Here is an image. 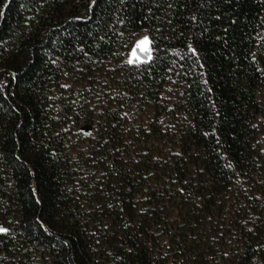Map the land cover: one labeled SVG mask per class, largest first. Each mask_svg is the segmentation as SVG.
<instances>
[{
  "label": "trees",
  "instance_id": "16d2710c",
  "mask_svg": "<svg viewBox=\"0 0 264 264\" xmlns=\"http://www.w3.org/2000/svg\"><path fill=\"white\" fill-rule=\"evenodd\" d=\"M2 224L0 264H264V0H0Z\"/></svg>",
  "mask_w": 264,
  "mask_h": 264
},
{
  "label": "rangeland",
  "instance_id": "374dc122",
  "mask_svg": "<svg viewBox=\"0 0 264 264\" xmlns=\"http://www.w3.org/2000/svg\"><path fill=\"white\" fill-rule=\"evenodd\" d=\"M144 36H148L151 39V35L149 33H145V34L141 35L137 39L136 43L133 45L132 49L130 50V53H129L128 58H127V62L130 59H133V60H136V62L135 63H132V64H141L139 62V59H143L144 58V53H142L140 51V49L137 48V43ZM134 51L136 53V56L135 57L133 56V52ZM137 58H139V59H137ZM114 88H116V87H114ZM115 94H116V91L114 90L113 91V96H115ZM113 96H112V99L114 98ZM106 105H107V108H113L114 107V103H112L111 105H109V104L106 103ZM136 114L138 116L135 115V123L134 124L133 123H130L131 124V125H129L130 127H132L133 125H134V127H136L137 126L136 124H139V122H143L145 124H149L150 122H153V119H154V116H155L154 111H153V108L151 106H147V107L146 106H143L142 108L138 109V111L136 112ZM76 148L78 149V146H76ZM84 161L81 162L83 169H85ZM1 226L7 229V227L5 225L2 224ZM208 233H209V230L208 231H205V232H201L204 240L208 239V235H207Z\"/></svg>",
  "mask_w": 264,
  "mask_h": 264
},
{
  "label": "snow or ice",
  "instance_id": "6c2138e0",
  "mask_svg": "<svg viewBox=\"0 0 264 264\" xmlns=\"http://www.w3.org/2000/svg\"><path fill=\"white\" fill-rule=\"evenodd\" d=\"M137 48L140 49V51L142 53H144V58L143 59H139L140 63H149L152 61L153 59V47H152V40L148 37V36H144L138 43H137ZM194 51V50H193ZM133 56H136L135 51L133 52ZM136 60L130 59L128 61L129 64L135 63ZM8 229L0 226V233H4L7 232Z\"/></svg>",
  "mask_w": 264,
  "mask_h": 264
}]
</instances>
